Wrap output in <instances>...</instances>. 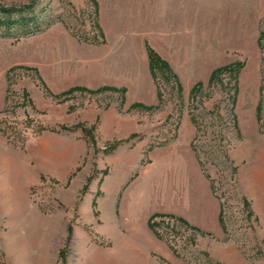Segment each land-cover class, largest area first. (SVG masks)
I'll list each match as a JSON object with an SVG mask.
<instances>
[{
	"label": "rangeland",
	"instance_id": "rangeland-1",
	"mask_svg": "<svg viewBox=\"0 0 264 264\" xmlns=\"http://www.w3.org/2000/svg\"><path fill=\"white\" fill-rule=\"evenodd\" d=\"M32 2L0 24V264H264V0H194L155 100L50 86L47 31L104 43L99 3L0 5Z\"/></svg>",
	"mask_w": 264,
	"mask_h": 264
},
{
	"label": "crops",
	"instance_id": "crops-1",
	"mask_svg": "<svg viewBox=\"0 0 264 264\" xmlns=\"http://www.w3.org/2000/svg\"><path fill=\"white\" fill-rule=\"evenodd\" d=\"M97 1L104 43L80 42L59 25L47 31L50 86L57 90L125 87L131 99L150 95L155 100L148 47L178 72L180 63H194L192 40L200 24L194 0Z\"/></svg>",
	"mask_w": 264,
	"mask_h": 264
},
{
	"label": "trees",
	"instance_id": "trees-1",
	"mask_svg": "<svg viewBox=\"0 0 264 264\" xmlns=\"http://www.w3.org/2000/svg\"><path fill=\"white\" fill-rule=\"evenodd\" d=\"M96 4V9L98 10V3L96 0H93ZM34 2L25 4L22 6H3L0 5V12L2 14V17L0 18V24L4 25L6 28H11L13 26H19L22 25L25 27L24 35H30L35 34V32H32V27H29L31 22L34 20L33 17L28 15V12L34 7ZM52 24H48V27H50ZM39 30V29H38ZM41 31V30H40ZM37 31V32H40ZM148 56L150 60L151 68H155V65L157 63H163L167 64L161 57L150 47H148ZM114 147H112L113 149ZM110 149V150H112Z\"/></svg>",
	"mask_w": 264,
	"mask_h": 264
}]
</instances>
